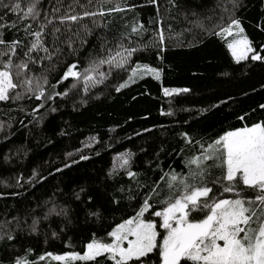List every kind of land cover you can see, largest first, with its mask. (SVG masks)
<instances>
[{
	"label": "trees",
	"instance_id": "1",
	"mask_svg": "<svg viewBox=\"0 0 264 264\" xmlns=\"http://www.w3.org/2000/svg\"><path fill=\"white\" fill-rule=\"evenodd\" d=\"M62 2L61 12L73 0ZM175 2L177 6L172 7L169 0H156L155 4L149 0H127L128 5L136 7L132 11L106 15L102 20L97 18L98 24L106 26L95 29L79 56L80 67H83L85 57L97 43L95 36L107 35L114 45L122 34L130 33L132 25L138 21L146 31L128 36L124 43L131 40L133 47L150 44L161 28L166 39L159 58L158 48L149 47L132 57L131 66L140 63L158 68L161 70L159 79L146 74L116 92L114 86L127 79L129 73L114 71L105 84L92 88L87 95L81 83L68 98L56 97L49 103L57 111L50 112L49 105H45L35 114V119L28 115L38 103L34 99L0 102V123L4 125L0 130V221L16 216L31 224L33 216L41 217L38 234L17 232L15 241H0V264H11L16 257L25 255L37 264H57L48 257L38 261V257L49 252L79 251L93 231L103 236L121 217L132 214L163 172L170 169L187 172L183 160L199 152L196 141L207 143L225 130L264 120V109L260 107L264 105V62L252 61L249 57L236 64L227 49L226 39L207 34L190 23L196 19L191 15L194 9L201 19L213 17L210 21L204 20L205 26L211 29L219 21L222 7H231L230 0ZM78 3L87 4V0H78ZM53 6H58L57 0H41L42 11L50 13ZM74 6L77 12L81 11L78 5ZM5 12L0 8V16H5L0 23L11 24L15 15L10 12L5 15ZM223 15L226 24L228 13ZM235 17L240 20L244 35L260 51L264 44V0H241ZM84 23L92 26L90 18H85ZM3 35L5 40L23 37L22 32L8 28ZM65 57L68 62L76 59L67 52ZM62 71L63 65L51 74V83L56 82ZM71 82L69 78L58 85L57 91H64ZM163 88L190 91L165 96ZM81 97L86 103H80ZM21 108L24 111H20ZM169 111L172 115L162 114ZM181 133H188L192 142L186 143ZM90 137H96L97 141L86 147ZM124 152L133 154L131 171L138 173L137 177L129 179L123 169H118L117 174L109 178L114 158ZM67 153L73 155L68 157ZM80 155L89 159L80 160ZM5 156L10 158L7 162ZM72 160L78 163L73 164ZM66 163L71 167L64 168ZM57 168L62 171L57 172ZM34 170L38 176L30 184L27 181ZM217 174L214 170L209 179ZM137 182L147 187L137 192ZM129 187L136 195L135 200L127 199ZM160 189H164L163 182L157 190ZM76 193L80 195L79 200L75 198ZM113 197L121 201L118 207L111 203ZM53 203L68 208L71 224L55 215L42 219ZM152 203L157 206L158 198L154 197ZM96 209L104 214L99 223L87 217L88 211ZM52 231L58 233L56 238L51 236ZM69 244L73 247H67ZM28 249L31 252H27Z\"/></svg>",
	"mask_w": 264,
	"mask_h": 264
},
{
	"label": "snow or ice",
	"instance_id": "2",
	"mask_svg": "<svg viewBox=\"0 0 264 264\" xmlns=\"http://www.w3.org/2000/svg\"><path fill=\"white\" fill-rule=\"evenodd\" d=\"M149 2L155 4L156 0ZM169 3L172 7L177 6L175 0H169ZM230 4V8L222 7L219 21L211 29L205 26L204 20L210 21L213 17L201 19L194 9L191 15L196 19L190 23L210 35L234 37L227 43V49L236 64L249 57L252 61L264 62V44L257 51L244 35L240 20L235 17L241 0H230ZM57 5L49 13L42 11L41 0H9L8 3L0 0V8L6 10L5 15L9 12L15 15L11 24L0 23V102L34 99L38 103L28 115L35 119V114L45 105H49L50 112L57 111L49 103L56 97L68 98L81 83L82 91L87 95L92 88L105 84L114 71L129 73L127 79L114 86L116 92L145 74L160 78L161 70L149 64L135 63L134 67L131 66L132 57L149 47L158 48L159 58L166 39L161 28L150 44L133 47L131 40L124 43L128 36L146 31L138 21L132 25L131 32L122 34L114 45L107 35L95 36L97 43L92 45V51L85 57V65L80 67L81 51L89 44L95 29L106 26L98 24L97 18L102 20L112 13L132 11L136 7L134 4L128 5L127 0H87V4H79L78 0H73L63 12L62 0H57ZM74 5H78L81 11L77 12ZM217 7L221 5L217 4ZM92 8L95 10H90ZM223 13H228L226 24ZM85 18L91 19V27L84 23ZM4 19L5 16H0V21ZM5 28L16 29L23 33V37L5 40ZM65 52L76 59L68 62ZM61 65L62 74L55 83H51V74ZM105 66L107 70H104ZM69 78L72 81L70 85L62 92L57 91V86ZM189 91L188 88H163L165 96ZM80 103H86V100L81 97ZM260 107L264 109V105ZM162 114L172 115V112ZM238 119L243 120L244 117ZM3 127L0 123V130ZM181 136L186 143L192 142L188 133H181ZM96 141V137H90L85 146L89 147ZM195 143L199 145V152L183 160L187 172L161 170L160 179L143 195L132 214L121 217L119 222L110 226V230H105L103 236H97L93 231L79 251L49 252L39 256L38 261L48 257L57 264H264V120L225 130L210 142ZM66 155L71 157L73 153ZM132 156L131 152H124L114 158L118 163L114 164L108 177L112 178L118 169H123L129 179H135L138 173L131 171ZM9 159L4 157L5 162ZM87 159L88 156L80 155V160ZM72 163L78 161L72 160ZM68 167L71 165L66 163L64 168ZM214 170L218 174L209 179ZM56 171L62 169L57 168ZM37 176L34 170L27 182L31 184ZM161 182L166 189L163 195L164 189L157 190ZM144 187L147 186L137 182V192ZM127 192L129 201L136 199L131 187ZM154 197L158 198L155 207L152 203ZM75 198L80 199L79 193ZM111 203L118 207L121 201L113 197ZM52 215L61 217L67 224L72 223L66 206L53 203L42 219L48 220ZM87 217L99 223L104 214L100 209L90 210ZM40 220L41 217L33 216L31 224H27L26 220L21 221L14 216L11 220L0 221V241H15L17 232L38 234ZM65 227L62 226L60 231L63 232ZM51 236L56 238L58 233L52 231ZM67 247L73 246L69 244ZM26 251L31 252V249ZM11 264L37 262L29 261L25 255L16 257Z\"/></svg>",
	"mask_w": 264,
	"mask_h": 264
},
{
	"label": "rangeland",
	"instance_id": "3",
	"mask_svg": "<svg viewBox=\"0 0 264 264\" xmlns=\"http://www.w3.org/2000/svg\"><path fill=\"white\" fill-rule=\"evenodd\" d=\"M224 39H226V41H227V43L228 42H230L234 37H232V36H222ZM235 38H238V37H235ZM146 75V74H145ZM150 75H152V74H150ZM137 80V79H136ZM131 84V83H130ZM171 95H173V94H171ZM168 96H170V95H168ZM116 163H118V161H116L115 160V164Z\"/></svg>",
	"mask_w": 264,
	"mask_h": 264
}]
</instances>
